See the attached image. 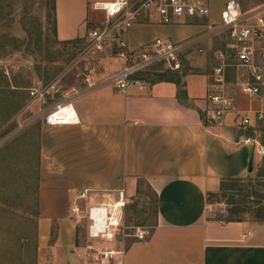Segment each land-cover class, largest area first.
<instances>
[{
  "label": "crops",
  "instance_id": "0c3cea01",
  "mask_svg": "<svg viewBox=\"0 0 264 264\" xmlns=\"http://www.w3.org/2000/svg\"><path fill=\"white\" fill-rule=\"evenodd\" d=\"M107 1L54 0L56 39L84 37L88 21H103L104 10L96 2ZM216 26L209 14L162 23L157 14L140 10L127 33L128 48L156 37L195 39L179 51L180 68L156 61L138 74L143 83L120 90L101 80L122 66L117 58L111 69L94 75L95 86L83 81L72 87L76 124L43 123L39 105L29 103L28 96L26 107L38 106L36 129L29 124L22 128L28 135L36 131L34 139L27 138L38 161L33 189L36 264H264V203L262 220L221 219L206 210L207 196L218 194L223 178L256 171L257 147L243 139L251 135L246 127L258 123L256 112L264 113V99L240 89L246 72L228 65L223 93L233 107L211 118L214 104L207 94L212 69L221 61L217 51L222 49L225 60L233 62L226 31L211 32ZM244 114L251 120L246 127L240 124ZM141 183L155 197L154 221L140 226L147 231L142 239L129 234L89 240L86 221L69 211L81 189L98 190V198L122 190L126 200L136 196ZM104 249L123 253L104 259L99 253Z\"/></svg>",
  "mask_w": 264,
  "mask_h": 264
},
{
  "label": "rangeland",
  "instance_id": "374dc122",
  "mask_svg": "<svg viewBox=\"0 0 264 264\" xmlns=\"http://www.w3.org/2000/svg\"><path fill=\"white\" fill-rule=\"evenodd\" d=\"M225 1L208 0L210 19L217 25L221 22ZM260 4H264V0H239L242 10ZM92 22L88 21L86 29L98 25ZM117 50L114 44L105 51L93 50L86 33L74 41L57 40L52 0H0V264H36L35 206L33 190L27 187L29 182H34L33 167H30L33 161L29 162L33 160L32 146L27 138L34 139L36 131L28 135L22 128L29 124V128L36 129L33 114L38 106L26 107L27 89L57 81L64 87L55 94L54 100L65 93L72 96L75 93L72 87L84 81L87 68L94 66L95 74L106 71L107 67L111 69L109 65L117 58L109 57H117ZM118 69L120 67L108 74ZM257 120L254 127L246 128L264 145V118ZM256 165V171L248 176L251 182L247 188L254 187L260 194L250 192L246 211L241 213L245 219H252L255 208L252 200L264 203V155H260ZM206 205V210L214 216L228 217L229 206L222 195H208ZM154 217V194L147 184L141 183L136 196L126 199L123 222L149 226Z\"/></svg>",
  "mask_w": 264,
  "mask_h": 264
},
{
  "label": "built area",
  "instance_id": "2783aa9c",
  "mask_svg": "<svg viewBox=\"0 0 264 264\" xmlns=\"http://www.w3.org/2000/svg\"><path fill=\"white\" fill-rule=\"evenodd\" d=\"M104 10L103 21L87 30L86 36L90 46L96 51H105L113 44L118 49L116 58L123 60L120 69L105 75L101 80L112 83L120 90L131 84H141L138 76L156 61L165 60L173 68L179 69L181 62L178 53L195 39L168 41L156 37L135 50L128 48L127 33L136 21L137 13L145 10L159 16L162 23H171L181 18L207 16L210 12L208 0H110L96 2ZM221 22L211 32L226 31L233 53V62L225 60V52L217 51L220 58L218 65L212 69L211 91L208 99L214 104L212 119H217L233 107L231 98L223 93L225 68L233 65L248 75L240 82V89L249 97L264 99V4L249 9H240L239 0H226L220 13ZM84 81L87 87L96 85L95 68H87ZM57 81L29 87L30 103L37 102L42 122L48 125H67L78 123L76 108L70 101L71 96L64 94L62 98L48 102L55 94L63 90ZM264 118L262 111L256 112V119ZM247 114L240 117V124L250 125ZM22 127V125L20 124ZM243 142L256 145L259 155H264V145L254 136H246ZM98 198V190L84 188L75 195L69 211L78 219L86 221V233L89 240H114L117 236L129 234L142 239L147 231L140 226L126 225L123 222L125 198L122 190L116 194L105 191ZM106 195V196H104ZM207 207V205H206ZM207 209V208H206ZM91 248V246H88ZM100 255L104 259L122 254L123 250L104 249Z\"/></svg>",
  "mask_w": 264,
  "mask_h": 264
},
{
  "label": "trees",
  "instance_id": "16d2710c",
  "mask_svg": "<svg viewBox=\"0 0 264 264\" xmlns=\"http://www.w3.org/2000/svg\"><path fill=\"white\" fill-rule=\"evenodd\" d=\"M52 6L54 10V0H52ZM250 134L249 132L247 133ZM33 160H30V167H33L32 169V176L34 179V182L27 185L28 189H34V184L36 180L38 179V167H37V159L34 158V156H31ZM251 182V177H236V178H223L220 181V187L218 194L222 195L226 198V202L229 206L228 208V217L227 220H244L245 217L241 215L242 212L246 211L247 207V197L250 196V192L254 193L256 196L257 192L254 190V187H251L250 189L247 188V185ZM259 183V182H258ZM260 184V183H259ZM34 194V190H33ZM33 204L35 202V197L32 196ZM252 203L255 205L254 212L252 213V219L254 220H262L263 218V204L261 200H252ZM35 206V204H34ZM30 221V220H29ZM35 229V222L34 227ZM36 245V243H35ZM36 250V246H35Z\"/></svg>",
  "mask_w": 264,
  "mask_h": 264
},
{
  "label": "water",
  "instance_id": "95a60500",
  "mask_svg": "<svg viewBox=\"0 0 264 264\" xmlns=\"http://www.w3.org/2000/svg\"><path fill=\"white\" fill-rule=\"evenodd\" d=\"M248 170H249V171L252 170V166H251V164H249V166H248Z\"/></svg>",
  "mask_w": 264,
  "mask_h": 264
}]
</instances>
